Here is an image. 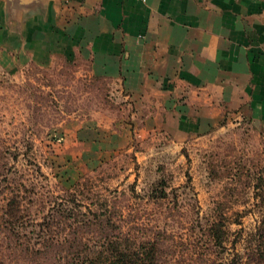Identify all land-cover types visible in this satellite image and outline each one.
I'll return each instance as SVG.
<instances>
[{"label":"rangeland","instance_id":"1","mask_svg":"<svg viewBox=\"0 0 264 264\" xmlns=\"http://www.w3.org/2000/svg\"><path fill=\"white\" fill-rule=\"evenodd\" d=\"M29 56L0 44V177L34 185L32 214L74 186L83 211L106 197L124 234L154 243L160 264H264L261 126L148 130V109L118 82L79 59ZM217 222L221 246L209 235ZM7 240L0 233L1 264L35 263Z\"/></svg>","mask_w":264,"mask_h":264},{"label":"crops","instance_id":"2","mask_svg":"<svg viewBox=\"0 0 264 264\" xmlns=\"http://www.w3.org/2000/svg\"><path fill=\"white\" fill-rule=\"evenodd\" d=\"M0 44L82 60L148 109V130L264 129V0H0Z\"/></svg>","mask_w":264,"mask_h":264},{"label":"trees","instance_id":"3","mask_svg":"<svg viewBox=\"0 0 264 264\" xmlns=\"http://www.w3.org/2000/svg\"><path fill=\"white\" fill-rule=\"evenodd\" d=\"M2 178L0 233L7 235V247L12 245V250L34 264H160L154 243L138 242L124 234L106 197L91 201L88 204L94 207L83 211L76 198V187L63 188L60 199L44 207L40 215V209L32 214L34 185L28 188ZM26 192H30L28 196ZM222 228L219 222L209 225V235L218 246L225 241ZM256 239L255 232L253 240ZM255 248L258 256L263 257V249L259 251L256 244ZM3 257L4 248L0 249V258Z\"/></svg>","mask_w":264,"mask_h":264}]
</instances>
